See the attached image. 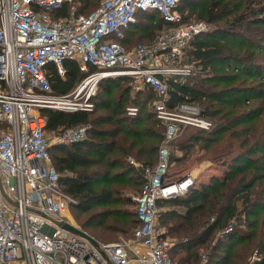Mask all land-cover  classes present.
Masks as SVG:
<instances>
[{
	"label": "trees",
	"instance_id": "16d2710c",
	"mask_svg": "<svg viewBox=\"0 0 264 264\" xmlns=\"http://www.w3.org/2000/svg\"><path fill=\"white\" fill-rule=\"evenodd\" d=\"M76 3L84 7L77 15H88L93 10L85 11L97 6L93 0ZM72 4L66 2L51 12L52 17H70ZM177 8L184 23L197 18L211 28L196 36L187 51L201 69L196 68L188 81L169 79L173 103H197L214 126L182 129L178 136L187 131V141L178 144L183 154L173 155L172 162L188 159L198 145L212 162L228 170L209 183H194L184 195L161 200L160 226L172 241L170 254L177 264H199L205 254L201 249L210 247L207 264H264V0H180ZM168 24L158 12L140 13L122 43L127 48L150 43ZM142 39L145 42L138 41ZM64 67L66 75L61 77L55 65H49V79L58 95L70 92L84 77L76 61L66 59ZM117 79L100 83L106 98L101 100L111 104ZM122 93L103 121L85 111L43 110L51 134L92 125L89 137L54 145L51 156L60 185L75 203V216L89 214L80 217L81 225L102 241L114 233L131 237L130 231L139 225L136 201L125 198L124 191L141 193L144 169L157 163L165 132L162 121L144 113V107L137 116H129L123 98L128 88ZM229 226L232 231L216 237Z\"/></svg>",
	"mask_w": 264,
	"mask_h": 264
},
{
	"label": "built area",
	"instance_id": "2783aa9c",
	"mask_svg": "<svg viewBox=\"0 0 264 264\" xmlns=\"http://www.w3.org/2000/svg\"><path fill=\"white\" fill-rule=\"evenodd\" d=\"M77 1L0 0V264H177L170 254L172 241L159 223V202L184 195L194 181H171L170 145L182 129L210 130L212 123L197 103H173L169 79L181 82L201 69L200 62L183 61L190 42L209 24L184 23L177 10L180 0H102L88 15L52 17L66 2ZM143 12H158L169 24L152 42L127 48L122 43L126 31ZM66 59L76 61L84 77L58 95L49 65L65 77ZM118 76L133 77L153 90L154 112L165 132L158 161L145 167L146 181L134 198L139 225L129 238L93 237L94 243L62 226L61 214L72 199L60 187L51 156L54 145L86 139L89 126L50 134L43 110L87 112L100 83ZM232 230L226 227L219 235ZM207 260L204 255L201 264Z\"/></svg>",
	"mask_w": 264,
	"mask_h": 264
},
{
	"label": "rangeland",
	"instance_id": "374dc122",
	"mask_svg": "<svg viewBox=\"0 0 264 264\" xmlns=\"http://www.w3.org/2000/svg\"><path fill=\"white\" fill-rule=\"evenodd\" d=\"M101 1L102 0H93V2H97V6L96 7H90L85 12H91L92 10L94 11L98 7V5L101 3ZM83 9H84V7L82 6V3H74L71 6L70 14H71V16L73 14L77 15V12H79ZM177 10H178V8H177ZM190 21H203V20H198L197 18H192ZM210 28L211 27L209 26V30H210ZM138 41L145 42V40H143V39L138 40ZM187 51H188V49H187ZM262 53H263V57H264V51H262ZM183 62L184 63H193V62H198V61H191L188 57V52H186L185 59ZM191 75H192V73L189 76H191ZM188 77L183 78V80L185 79L184 81H188ZM117 78L118 79L116 81V85L118 87L114 88V92L112 93L113 98H111V101H112L111 104L107 100L106 101L101 100L102 98L106 99L103 96L104 95V89L102 87H100V89H98V92L93 99V107L89 111H87L88 113L93 114L92 119H96V118L100 117L98 120L103 121L104 118L112 112V109H111L112 105H114L117 102V100L122 98V96L124 95L122 93L124 91V88H128V90H129L128 95L125 94V96L123 97L124 98V110L126 111V113L129 116H137L138 113L142 111V107H144V109H145L144 113L150 112L151 114H155L153 107H154V103L156 101V97L148 89V87L143 86V84L141 82L137 81L133 77L118 76ZM171 79H177V77L171 78ZM183 80H181V82ZM209 120L212 123V127H211V129H212L214 126V122L212 119H209ZM87 126H89L87 129V137H89L88 132H89V129L91 128L92 125L88 124ZM102 127H106V126H102ZM189 130H193V129H189ZM2 132H3V129L0 130V138H1ZM187 133L188 132L185 131L183 134L179 135L170 145V173H171L170 176H171V181H173V182L181 181L182 182L186 178L189 177V179H192L194 181V183L199 185V184L209 183L211 181V179L214 177L220 178L221 176H223V173L226 170H228V167L224 166L220 162H216V163L212 162V160L209 159L208 154L205 151L200 150L198 148L199 147L198 145H196L194 147V151H196L194 153V155H191L188 159H186L182 162H176V161L172 162L173 155L182 156L183 153L181 151H179L177 148H178L179 143L184 142L187 139V137H186ZM51 137H53V135ZM199 145H200V143H199ZM128 160H129V158H128ZM132 160H134V159H132ZM138 167H140V164ZM60 187L64 191L63 187L62 186H60ZM64 193H65V191H64ZM66 194L67 193H65V195ZM136 195H137V192H135V191H132V190H125L124 191V197L125 198L130 197V199H132V201H135L134 198ZM74 206H75V203L73 201H69L68 204L66 205L65 209L63 210L62 214H61V219L63 220V222L74 225V226L84 230L88 234H90V230L84 229L81 225V220L83 218L87 217L89 214L80 216L81 217V220H80V217L77 218L75 216L73 210H72ZM119 207L121 209H126L128 206L120 205ZM134 209H136V208H134ZM213 220H214V218L212 219V221ZM132 231L133 230L130 231L131 234H132ZM219 232L220 231L217 232L216 237L220 236ZM121 238H129V236L126 234H115L114 233V234H109L107 237L103 238V240L112 242V241H118ZM211 251H212L211 247L208 249H205V250L201 249V254L205 253L204 255H209L211 253ZM204 255L202 256L199 264H201L204 261ZM176 259H178V257H176ZM208 261H209V258L206 262H204V264H207Z\"/></svg>",
	"mask_w": 264,
	"mask_h": 264
},
{
	"label": "water",
	"instance_id": "95a60500",
	"mask_svg": "<svg viewBox=\"0 0 264 264\" xmlns=\"http://www.w3.org/2000/svg\"><path fill=\"white\" fill-rule=\"evenodd\" d=\"M62 226H63L64 229H66V230H68V231H70L72 233L78 234V235H80V236H82L84 238H87L88 240L96 243L95 239L90 234L85 232L84 230H82V229H80V228H78V227H76L74 225H71L69 223H63Z\"/></svg>",
	"mask_w": 264,
	"mask_h": 264
},
{
	"label": "bare ground",
	"instance_id": "6f19581e",
	"mask_svg": "<svg viewBox=\"0 0 264 264\" xmlns=\"http://www.w3.org/2000/svg\"><path fill=\"white\" fill-rule=\"evenodd\" d=\"M173 191H176V188L175 187H173V189H172Z\"/></svg>",
	"mask_w": 264,
	"mask_h": 264
}]
</instances>
